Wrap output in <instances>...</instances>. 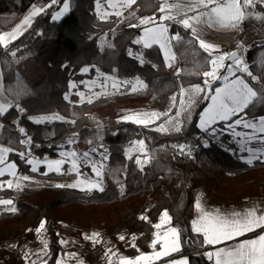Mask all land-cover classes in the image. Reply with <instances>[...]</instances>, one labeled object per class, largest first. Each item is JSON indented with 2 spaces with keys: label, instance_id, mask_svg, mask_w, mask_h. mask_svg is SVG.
I'll return each instance as SVG.
<instances>
[{
  "label": "trees",
  "instance_id": "1",
  "mask_svg": "<svg viewBox=\"0 0 264 264\" xmlns=\"http://www.w3.org/2000/svg\"><path fill=\"white\" fill-rule=\"evenodd\" d=\"M97 1L70 0L69 13L62 20L54 21L52 13L64 0H57L56 4L52 0H0V34L16 25L33 4L44 7L29 29L7 48L0 46L5 89L10 87L19 93L18 103L24 109L20 112L14 107L0 117L4 125L0 129V142L13 149L9 159L17 163L19 174L43 179L74 178L75 174L46 172L43 166L32 172L31 165L17 154L24 152L27 159L32 156L59 158L74 133L78 136L72 147L77 152L98 148L108 155L106 169H119L115 176L106 171L103 192L87 193L47 185L0 190V198L13 199L17 208L15 213L0 211V264H28L29 243L41 247L44 241L48 244L45 254L33 251L36 264H43L39 260L56 264L63 249L60 243L63 236L58 228L64 224L74 225L77 234L96 228L101 235L98 243L87 241L80 248L82 264H107L108 247L116 251V264L121 256L135 257L150 252L154 250L151 242L155 234L170 227L182 230V248L178 254H187L190 264H214L213 259L204 255L207 245L203 244V236L192 231L198 195L202 191L212 205H239L264 199V159L246 163L237 149L231 151L236 142L230 134L210 139L209 147L202 146V138L208 137L197 126L198 114L210 102L203 99L204 93L200 95L192 121L179 134H164L152 127L121 121V108L166 111L172 104L170 98L181 85L203 83L202 74L190 73L197 71L206 53L199 49L198 40L193 39L191 44L173 42L176 58L169 67L159 46L145 49L142 44L134 43L144 26L129 27L132 22L115 15L100 18ZM132 7L138 16L155 14L159 22L158 0H136ZM255 10L264 13V4L257 2ZM165 23L170 24V35L179 32L185 41L191 38L190 30L186 32L180 25ZM140 54L146 61L143 64ZM246 60L259 82L251 81L244 73L237 72V75H243L259 90L264 86V39L251 43ZM84 67H89V72H82ZM177 69L181 70L180 76L174 74ZM203 70H210V66L200 69L201 73ZM98 72L123 80L139 77L147 88L136 95L101 96L92 103L80 102L78 95L65 100L72 81L93 78ZM220 84H213V92ZM5 93L12 99L11 94ZM246 111L248 118L264 116V103H257ZM45 113H56L65 121L75 120V123L56 120L36 124L29 119ZM216 127H223V122ZM19 128H24L32 138L30 146L18 143L22 135ZM140 139L146 141L149 154L156 157L143 171L135 163L136 154L131 159L126 156L127 148ZM185 142L194 146L191 158L179 155L171 147ZM6 179L8 176L0 177V180ZM165 210L171 220L157 229L154 225L161 223ZM41 221H45V228L38 234L36 229ZM158 248L157 244L155 249ZM196 251L200 253L195 254Z\"/></svg>",
  "mask_w": 264,
  "mask_h": 264
},
{
  "label": "snow or ice",
  "instance_id": "2",
  "mask_svg": "<svg viewBox=\"0 0 264 264\" xmlns=\"http://www.w3.org/2000/svg\"><path fill=\"white\" fill-rule=\"evenodd\" d=\"M57 0H52V4H56ZM261 4H264V0H259ZM122 7H131L136 3V0H120ZM160 4L159 22H157L156 15L152 17H144L139 19L138 24H129V27H140L141 25H151L143 27L142 35L134 40L136 45H143L145 49H150L154 45L159 46L163 50L164 59L169 62L167 66L172 67L171 61L175 60V53L173 52V42L176 44L188 43L191 44L193 39L198 40L199 49H201L206 55L203 56L202 62L197 65V71L190 73L204 77L203 87L201 84H193L188 88L180 86V100L179 107L175 111L174 115H171L172 108L176 107L177 96L173 95L170 99L172 104L166 111H144V112H132L122 115L120 120L123 122H131L133 124L148 128L154 124L161 117H165L164 121L155 127V131L164 134H179L183 131L186 124L190 123L193 119L194 109L198 104L201 93H204L203 99L210 101L206 107L198 114V128L201 132L205 133L208 138H202V146L209 147L210 139H218L220 135L230 134L233 140L237 143L241 152L247 153V157H241L245 159L246 163L252 164L254 161L264 159V116L258 118L249 119L247 111L251 107H254L257 103H264V86L261 89H255L243 75H237V72L244 73L253 82H259V77L254 75L250 71V66L246 63L243 57L238 54V50L243 47L242 43L238 45V50L231 52H224L222 54L214 55L213 49L216 46L212 43H206L204 39L200 38L197 25H207L209 27H215L219 25L224 28H238L239 25L248 18L264 19V14L255 13L250 9L255 8L254 0H184L183 3H169L168 0H158ZM198 9H200L198 11ZM69 10L68 0H64L63 7L56 12L53 16V20H58ZM175 10V15L172 14ZM43 8H35L29 15L25 16L21 22V25H17L16 29L12 33L0 34V46L7 48L11 41L17 39V32L21 26H30L31 18L43 12ZM167 12V15L163 13ZM192 12L194 15L188 16L187 13ZM115 15L120 16L122 13L116 12ZM134 15V13H130ZM185 17V18H181ZM165 22H171L183 27L187 32L190 30V39L185 41V38L180 35L179 32L169 35L170 24ZM19 34H23L20 32ZM6 40V37H9ZM111 47V45H109ZM15 56V52L12 53ZM129 55H132L129 50ZM141 55L140 63L143 64L146 61ZM231 61V63L225 66V61ZM154 68L156 65H152ZM206 66H210V70H203ZM226 74L221 75L220 70L225 69ZM88 67L81 69L82 72H89ZM97 71H99L97 69ZM176 76L181 75V70L177 69L174 73ZM103 75V74H101ZM111 79V87L114 90L124 85H128L131 81L117 80L111 77L104 78V85H108V80ZM136 83L132 85L131 91L137 92L147 88V84L139 77L135 78ZM223 81L222 86L215 87L213 92V84L216 81ZM70 87H75L71 85ZM12 95V99H7L5 92ZM186 96V98H185ZM19 93L12 88L5 89L3 83V75L0 73V117L8 113L12 108H16L18 111L23 112L24 109L20 107L18 103ZM65 100L69 99L68 95H65ZM88 103H92L89 99ZM235 118V119H234ZM36 124H44L52 121L59 120L61 122L75 123V120L65 121L63 116L58 114L52 115H39L36 117H29ZM223 122V127L217 128L216 125ZM4 127L0 124V129ZM99 127V126H98ZM244 129V131L238 130ZM19 132L22 134L18 143L21 145H31L32 138L27 136L24 128H19ZM78 134L74 133L72 137H69L68 143L74 144L76 142ZM24 137H27L26 139ZM239 138V139H237ZM92 143V141H89ZM255 145V146H254ZM135 148L145 158L142 160L138 155L136 156L135 163L143 171L145 165L156 159L147 151L145 140L140 139L132 142V147L126 150V156L131 159V155L127 153ZM171 147L176 150L179 155L192 157L193 147L188 143L172 144ZM103 148V145H100ZM13 152L11 147H6L0 144V165H4L6 157ZM97 153L99 159H96L92 154ZM22 160L31 165V171L36 172L38 170L39 163H47L49 172H56L57 174H75L76 179L67 184L58 183L55 187L58 188H72L79 189L87 193H91L93 190L100 192L105 191L104 177L106 171L115 176L119 171L106 169L105 161L108 156L105 152L99 151L98 148H91L83 153H77L76 151H61L59 153L62 159H51L45 161H38L37 159H27L24 152L17 153ZM30 154V153H29ZM69 164L70 167L66 172L62 171L64 164ZM81 164L85 167H91L94 178L88 177L85 173L81 172ZM17 165L9 163L5 167H0V177L5 175L7 170L8 174L16 179L15 185L13 179L7 181L0 180V190L4 189L5 183L8 189L15 187L16 190H22L23 185L20 181H29V176H17ZM84 177V178H81ZM117 183L119 181L117 180ZM123 188V185H120ZM0 206H5V210L10 213H15L17 208L14 206L13 199L0 198ZM195 207L200 209L201 214L197 219L191 221L192 231L195 234H202L204 245H218L225 241H232L237 237L244 236L247 233H253L257 229H264V215H257L255 210H247L244 213L233 212L230 214L221 213L219 210L215 212L205 211L203 205L197 200ZM141 219H147V217H141ZM171 220L167 210H165L161 216V223L154 225L155 228H161L162 223H166ZM45 228V221H41L36 232L39 234L42 229ZM181 229L177 227H170L161 235L156 233V239H153L151 246L155 249L158 242L162 241V248L160 251H153L151 253H141L135 258H128L121 256L119 258V264H152L154 260H159L162 257H169L172 253L180 252V235ZM99 233H92L91 236L85 235V239L92 240L93 243H98L99 240L96 237ZM121 240L123 236L119 237ZM61 244L67 243V241L61 240ZM134 246V245H133ZM13 247H15L13 245ZM48 248L47 242L44 243V249ZM111 251V250H109ZM209 259L215 258V264H264V232H261L254 239L242 240L234 245L227 247L217 248L214 252H205ZM27 258V253L25 254ZM32 264H36L33 261ZM43 264H47L44 261ZM56 264H62V260L57 259ZM82 264V262H81ZM109 264L111 260L109 259ZM169 264H190L188 257H182L180 259H173L169 261Z\"/></svg>",
  "mask_w": 264,
  "mask_h": 264
},
{
  "label": "rangeland",
  "instance_id": "3",
  "mask_svg": "<svg viewBox=\"0 0 264 264\" xmlns=\"http://www.w3.org/2000/svg\"><path fill=\"white\" fill-rule=\"evenodd\" d=\"M168 2L169 3H183L184 0H168ZM254 2L256 4L257 2H259V0H254ZM68 3H69V10L64 15H62L60 17V19L54 20V21L62 20L65 17V15L67 13H69V11H70V0H68ZM63 4H64V2L62 3V5L57 10L53 11L52 16L63 7ZM132 6L133 5H131V7H127V8L126 7H122L121 3H120V0H98L97 1V5H96V11H97L99 17L102 18V19H107V18L115 15L116 12H120V13H122V15H120L118 17H120L121 19H123V20H125L127 22H132V24H138L140 18L152 17V16H138L136 14L135 9ZM35 8H43L44 9V7L40 3L33 4L30 7V9L17 22L16 25L11 27L10 29L3 30L1 34H3V33H12L13 30L16 29L17 25H21V22L24 19V17L29 15V13H31ZM250 10L255 12V13H262V12H259V11L255 10V8L254 9H250ZM130 13H134V15H130ZM163 14L167 15L168 13L165 12ZM172 14L175 15V10H173ZM262 14H264V13H262ZM187 15L191 16V15H194V13L189 12V13H187ZM36 16L31 18V24L34 21ZM115 16H117V15H115ZM181 18H185V17H181ZM30 26H21V28L17 32V38L21 35V34H19L20 32L24 33L27 29L30 28ZM141 26L145 27V26H150V25H141ZM197 27H198V30H199L200 34L204 30V28L209 31L210 35H208V36L206 35L205 42L206 43H212V44H214L216 46V48L213 49V54L214 55L222 54L224 52H231L233 50H238V45L242 43L243 47L238 50V54H240L243 57V59H244V61L246 63H247V60H246V50H247V48L251 45L253 40H255V39H258V40L259 39H264V19H256V18L245 19L239 25L238 28H224V27H221L219 25H216L215 27H209L207 25H198ZM9 39H10V36L6 37V40H9ZM204 39H205V37H204ZM224 42H228L230 44L229 47H226ZM174 62H175V60L171 61L170 63L174 64ZM229 63H231V61L226 60L225 61V66H227V64H229ZM101 74H103V75H101ZM220 74L221 75L226 74V67H225V69H221L220 70ZM105 77H111V78H115L117 80H123V79L117 78V77L112 76V75H108V74H104L102 72H98L93 78H86V79H84L82 81H79V82L78 81H72L71 85H75V87H70V91L67 94L69 96V100H71L72 95H78L79 99H80V102H83V101H88L89 99L94 100V99H96L98 97H101V96L113 97V96H116V95H126V94L136 95V94H139V93H141L143 91V90L142 91H137V92H132L131 91L132 85L136 83V79L135 78L134 79H129L128 81H131V83H129L126 86L122 85L119 88V90H114L111 87V83H112L111 79L108 80V85L106 87H102V85H104V78ZM216 82H220L221 83L218 87L222 86V84H223L222 80L216 81ZM189 86L190 85L183 86V87L184 88H188ZM201 86L202 87L204 86L203 83H201ZM179 93H180V87H179V89H178V91L176 93V96H177L176 107H174L172 109V112L170 113L171 115H174L175 111L179 107V100H180V94ZM185 98H186V96H185ZM119 110H120V117L122 115L129 114V113H132V112H137V111H139V112L160 111L158 109H151V108H148V107H140V108L124 107V108H121ZM52 114H56V113H45V114H39V115H52ZM39 115H33L31 117H36V116H39ZM164 119H166V118L165 117H161L160 120H157L154 124L150 125L149 127H152V128L157 127L160 123H162L164 121ZM249 119H252V118H249ZM0 124H1V122H0ZM219 128H221V127H219ZM238 130L244 131V129H238ZM237 139H239V138H237ZM145 143H146V141H145ZM130 147H132V145L129 146L127 148V150ZM146 147H147V151H148L147 143H146ZM235 149H237V151L241 155V157H247L248 154L245 153V152H241L239 150V148H238L237 143H236L235 147L231 148V151H234ZM72 150L76 151L72 147V144H70L68 147H63L61 151H72ZM99 151H102V150H99ZM102 152H105V151H102ZM77 153H79V152H77ZM105 154L107 155L106 152H105ZM134 154H136V156L139 155L142 160L145 158L140 152H138L133 147L132 151L129 152L128 155L132 156ZM92 155L96 159L100 158L97 153H93ZM33 158L37 159L38 161H45V160H51V159H62V157L50 158V157H47V156H45V157L32 156L29 159H33ZM243 160H245V159H243ZM106 163H107V160L105 161V164ZM66 164L63 165L62 171H65V170H67L70 167V165L68 164L67 165L68 167L64 168ZM41 166H44V168L46 167L45 169L48 170L47 163H39L38 164V170L40 169ZM81 172L85 173L90 178H94V174L92 173L91 167H85L83 164H81ZM90 173H92V174H90ZM26 176H28V175H26ZM29 177L31 178L29 181H20L22 183L23 187H25V186L39 187V186L46 185V184L54 186L55 184H58V183L67 184V183L73 182L77 178L76 176L74 178L67 177V178H63L62 181L58 180V181H53V182H47L46 183V181L40 180V179H43V178L36 177V176H29ZM81 178H84V177H81ZM7 180L8 179L3 180V181H7ZM13 180H14L13 182H14V185H15L16 179H13ZM4 187H7L6 183H5ZM13 188H15V187H13ZM202 194L203 193L201 191L199 193V197L200 198H201ZM262 203L264 204V200L263 201H258L255 204H262ZM3 209H5V206H0V211L3 210ZM261 215H264V213L261 214ZM75 228L76 227L74 225H68V224L61 225L58 228L60 233L63 236V240L67 241V243L63 244L62 254H61L60 258H59L60 260H62V264H65V263H68V262H71V261H73V262H81V260H80V258H81L80 257V248H82V246L85 244V242H87V241H91L92 242V240L85 239V235L91 236L92 233H94V232L95 233H99V231L96 228H91V229H84L82 234H77V233H74ZM100 238H101V235L99 233V236L96 237V239L99 240ZM130 242L131 241H128L127 244H130ZM44 243H45V241H44ZM44 243H42L41 247L36 246V244L33 243V242L29 243V247H28L29 263L28 264H32L33 261H37V258L35 257V255L33 253L34 250L36 252L37 251L38 252L41 251L42 254H45L48 251V248L46 250L44 249ZM109 250H111V251H109ZM107 251H108V255H109L108 259L111 260V264H116V262H115L116 251L115 250L113 251L111 247H108ZM39 262L42 263L44 261L43 260H39ZM107 264H109V260H108Z\"/></svg>",
  "mask_w": 264,
  "mask_h": 264
},
{
  "label": "crops",
  "instance_id": "4",
  "mask_svg": "<svg viewBox=\"0 0 264 264\" xmlns=\"http://www.w3.org/2000/svg\"><path fill=\"white\" fill-rule=\"evenodd\" d=\"M200 9H198L199 11ZM151 26V25H150ZM198 26V25H197ZM143 30V29H142ZM141 34H142V31H141ZM200 35V38L201 39H205L206 40V35H210L209 34V31L206 30L204 28V30L201 32V34L199 33ZM208 39V38H207ZM255 40H258V39H255ZM253 40V41H255ZM224 44L226 45V47H229V43L228 42H224ZM163 52V50H162ZM173 52L175 53V50H174V47H173ZM175 57H176V53H175ZM169 63V62H167ZM0 73H2L3 75V71H2V67L0 65ZM5 96L7 97V99H10V97L7 96V94L5 93ZM0 144H3L0 142ZM4 146L8 147L7 145L3 144ZM15 163L17 165V163L14 161V160H10L9 159V155L6 157L5 159V162H4V165H0V167H5L6 168V165L9 164V163ZM18 166V165H17ZM42 167V166H41ZM44 167V166H43ZM46 168V167H45ZM46 172H49L47 169H46ZM4 176H8V179H15L14 177L10 176L7 172V170L5 171V175ZM17 176H24V175H21L19 174L18 172V167H17ZM40 180H43V181H46L47 182H53V181H62L63 179H40ZM14 181V180H13ZM47 185V184H46ZM47 186H53V185H47ZM197 200H199L201 202V204L203 205V208L205 211H210V212H215L216 210H219L221 213H224V214H230V213H233V212H239V213H244L245 211L247 210H255L256 211V214L257 215H261L264 213V204H255L257 203L258 201H263V200H257V201H253V200H248L242 204H232V205H212V204H209L204 196V194H202L201 198L199 197L198 195V198ZM196 200V202H197ZM196 205V203H195ZM201 214L200 212V209H197L195 207V211H194V219H197L199 217V215ZM168 229V228H167ZM167 229H165L164 231H162V233H160L161 235H163V233L165 231H167ZM261 232H264V229H257L255 232L253 233H247L245 234L244 236H240V237H237L235 238L234 240L232 241H225L221 244H218V245H207L205 248H204V251L205 252H214L217 248H222V247H227V246H230V245H234L235 243H238L242 240H246V239H254L256 238L258 235L261 234ZM202 235V234H201ZM156 239V238H155ZM181 241V240H180ZM162 241L158 242L157 244L159 245V248L158 249H154L150 252H144V253H151L153 251H160L161 248H162ZM180 247L182 248V245L180 243ZM140 255V254H139ZM138 256V255H137ZM136 257V256H135ZM135 257H128V258H135ZM182 257H188L187 254H178V252L176 253H172L169 257H162L161 259L159 260H154L152 262V264H169V261L170 260H173V259H180ZM189 258V257H188ZM213 261H214V264H215V258L213 257L212 258ZM65 264H78V262H68V263H65Z\"/></svg>",
  "mask_w": 264,
  "mask_h": 264
},
{
  "label": "built area",
  "instance_id": "5",
  "mask_svg": "<svg viewBox=\"0 0 264 264\" xmlns=\"http://www.w3.org/2000/svg\"><path fill=\"white\" fill-rule=\"evenodd\" d=\"M66 171H67V170H65V172H66ZM199 253H200L199 251H196V252H195V254H199Z\"/></svg>",
  "mask_w": 264,
  "mask_h": 264
}]
</instances>
